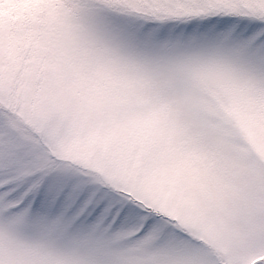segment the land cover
<instances>
[{
    "label": "snow or ice",
    "instance_id": "1",
    "mask_svg": "<svg viewBox=\"0 0 264 264\" xmlns=\"http://www.w3.org/2000/svg\"><path fill=\"white\" fill-rule=\"evenodd\" d=\"M0 264H264V0H0Z\"/></svg>",
    "mask_w": 264,
    "mask_h": 264
}]
</instances>
